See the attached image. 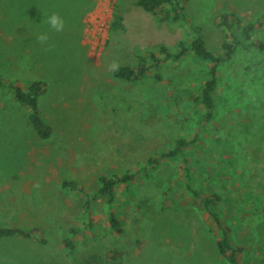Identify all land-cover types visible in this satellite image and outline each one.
I'll list each match as a JSON object with an SVG mask.
<instances>
[{
	"label": "rangeland",
	"instance_id": "obj_1",
	"mask_svg": "<svg viewBox=\"0 0 264 264\" xmlns=\"http://www.w3.org/2000/svg\"><path fill=\"white\" fill-rule=\"evenodd\" d=\"M135 1L0 0V71L50 84L41 108L54 129L51 140H40L26 109L0 96V227L41 228L49 241L4 238L0 264H113L108 252H122L120 264H230L209 217L192 205L182 161L150 163L174 137L196 131L193 184L222 197L232 238L244 248L240 263L264 264V55L240 48L220 67L216 117L198 129L185 117L192 103L181 100L178 109L170 90L200 88L208 62L188 55L165 65L160 81L154 72L133 84L113 76L116 66L192 38L185 24L159 23ZM117 8L123 27L111 30ZM52 13L64 19L63 31L43 22ZM187 13L215 54L223 52L226 13L257 23L264 41V0H191ZM127 171L138 175L125 196L118 190L120 234L110 226L107 196L93 200L90 225L84 198L61 187L67 176L93 194L101 176ZM72 228L77 236H69ZM65 236L76 241L72 254Z\"/></svg>",
	"mask_w": 264,
	"mask_h": 264
},
{
	"label": "trees",
	"instance_id": "obj_2",
	"mask_svg": "<svg viewBox=\"0 0 264 264\" xmlns=\"http://www.w3.org/2000/svg\"><path fill=\"white\" fill-rule=\"evenodd\" d=\"M191 0H136L135 4L145 12L151 14L159 23L165 24H185L191 32V39L179 41L175 48L165 45L160 46L156 52H150L139 64L119 65L113 69L115 79L133 84L141 78L147 77L152 72L154 79L161 80L165 65L180 64L188 55H192L198 62H208L209 69H206L202 85L198 89H190L184 92L180 86L173 87L170 98L178 106L180 101L192 103V113L186 117L195 123L198 129L205 128L216 117L218 107L217 91L219 86V70L225 63L231 61L241 49H255L264 55V41L256 37L259 25L257 23L244 24L242 19L235 13H226L221 16L219 26L224 27L223 52L215 54L207 47L202 34V28L193 24V19L188 15L187 8ZM123 16L120 9H115L111 30L123 27ZM51 86L47 81H19L6 78L0 71V96L6 97L9 94L21 107L26 109L27 119L33 131L42 141H49L53 137L54 129L49 120L45 117L41 108L43 98L50 92ZM180 109V107H178ZM180 122L176 118V122ZM199 133L192 137L178 135L173 138L171 146L162 151L150 163H158L161 159L181 160L185 179L187 181V192L191 196L192 205L209 217L212 234L216 247L222 257L230 264H241L239 257L244 248L236 244L232 238V230L221 211L222 197L217 194H205L202 189L193 184L195 174L192 170L191 150L198 146ZM156 156L158 158H156ZM148 166L145 167V169ZM137 172H118L112 176H101L99 179V189L95 193L87 188L86 184L72 180L65 176L61 179L63 190L71 191L84 198L83 211L89 219L90 225L93 222V200L97 196H107V207L110 215V226L115 228L116 233H123L121 223L114 213V206L118 201V190L123 189L122 194L128 192L130 183L136 182ZM193 177V178H192ZM125 196V195H124ZM261 208L264 210V203ZM80 230L72 228L69 236H77ZM17 236L27 240H35L40 244H48V240L41 228L21 229L18 227H0V240ZM62 246L72 254L76 249L74 238L68 239L66 236L62 240ZM122 252H108L107 257L113 264H120L118 259L122 257Z\"/></svg>",
	"mask_w": 264,
	"mask_h": 264
},
{
	"label": "clouds",
	"instance_id": "obj_3",
	"mask_svg": "<svg viewBox=\"0 0 264 264\" xmlns=\"http://www.w3.org/2000/svg\"><path fill=\"white\" fill-rule=\"evenodd\" d=\"M43 22L47 24L50 30L55 32H61L65 27L64 19L56 13H52L51 15L47 16L46 20ZM37 38L40 42H46L48 39L46 33L40 34Z\"/></svg>",
	"mask_w": 264,
	"mask_h": 264
}]
</instances>
